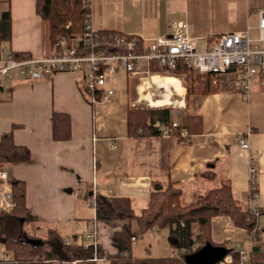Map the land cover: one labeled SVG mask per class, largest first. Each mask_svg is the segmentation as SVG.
I'll use <instances>...</instances> for the list:
<instances>
[{"label": "crops", "instance_id": "obj_1", "mask_svg": "<svg viewBox=\"0 0 264 264\" xmlns=\"http://www.w3.org/2000/svg\"><path fill=\"white\" fill-rule=\"evenodd\" d=\"M83 1L91 3L92 24L97 30L120 31L149 40L172 34L173 26L185 21L191 35L197 38L200 50L213 45L221 34L241 32L247 26L257 27L258 24L252 25L248 19L246 26H239L238 10L224 8L221 4H213L206 12L209 0ZM0 2L3 3L0 15L11 12L12 37L4 43L7 49L28 53L34 58L52 56L50 23L37 13L36 0ZM250 12L248 7V14ZM252 35L258 36L256 28L252 29ZM17 79L20 80L10 81L11 87L4 85L0 90V138L13 131L16 144L31 151L30 162L7 170L12 178L26 184L28 209L38 218V222L33 223L35 228L42 225L45 229L55 228L61 237L71 235L65 241L80 243L88 227L94 225L99 229L103 247L109 254H115L117 249L112 237L127 222L96 221V207L89 204L97 196L129 197L139 215L150 205L154 182L160 186L176 182L182 190V206L196 202L212 189L228 185L242 208L247 210L250 201L259 208L261 238L257 245L264 248V73L256 75L248 95L228 76L218 84L212 80L217 91L205 95L196 91L187 97L185 81L177 78L184 95L172 88L169 92L172 99L175 95L181 99L176 103L183 104L177 111L179 120L171 112L172 121L182 123L187 114L203 118L202 133L194 135L189 143L173 137H128V112L131 108H141L134 104L141 94L147 99L148 90L141 93L140 79L126 73L120 72L115 77V96L94 106L84 99L75 73H56L45 80ZM131 80H134L133 85ZM161 89L166 94L161 95ZM160 90L156 96H150L154 100H159L157 96L166 97L167 90ZM54 112L70 115V140L53 139L51 118ZM240 135L249 138L251 152L241 148ZM252 162L256 164L259 184V199L254 201L250 181ZM10 224L8 220V227ZM134 226L140 229L136 222L132 223V228ZM248 233L243 227L234 226L230 216L212 219L214 245L251 250L253 243ZM160 245L161 242L157 243ZM157 253L151 258L169 257L161 256L159 250ZM94 263L112 264L107 259Z\"/></svg>", "mask_w": 264, "mask_h": 264}, {"label": "trees", "instance_id": "obj_2", "mask_svg": "<svg viewBox=\"0 0 264 264\" xmlns=\"http://www.w3.org/2000/svg\"><path fill=\"white\" fill-rule=\"evenodd\" d=\"M36 11L50 23L51 42L55 47L60 38H73L83 34L86 30L87 20L91 9L83 0H36ZM11 12L6 11L0 18V47L12 37ZM110 34L116 31H101ZM15 60L28 59V53L10 54ZM160 70L156 66L152 71ZM172 74L177 76L186 75L187 79L198 86H187V97L196 91L205 95L217 91L212 86L211 75L198 77L187 66H180ZM194 83V84H195ZM3 87L0 86V90ZM172 109L167 108H131L128 112V137L148 138L163 137L160 131L161 125L172 126ZM52 136L55 141H68L72 137V121L67 113L54 112L51 118ZM186 130L187 135L182 136ZM203 131V118L200 115H186L183 122L170 137L179 142L189 143L194 135ZM32 159L28 147L16 144L13 131L4 133L0 138V171L7 170L16 164L28 163ZM9 171V170H8ZM10 172V171H9ZM11 174V173H10ZM14 200L16 205L11 213L0 215L1 220L0 244L4 246L9 259H0V264H95V252L93 247H84L83 243L65 241L55 228L48 227L47 237L30 235L25 232L26 224L38 222V218L32 215L28 209L26 200V184L24 181L12 178ZM259 187L258 182L256 183ZM255 193V190H251ZM182 190L176 182L170 181L167 186L153 183L150 205L136 214L132 199L129 197L97 196L96 220L97 221H124L122 229L112 237V243L117 253L109 254L101 245L97 251L99 259H107L112 264H188L187 256L192 255L199 249L214 245L212 241V219L218 216H230L234 226L243 227L253 236L251 260L264 264V248L259 247V225L256 216L249 210L244 209L233 198L232 189L228 185L210 190L205 196L190 205L182 206L180 198ZM6 222H5V221ZM9 227L14 230L19 228L21 235L12 237L8 233ZM4 222V224H3ZM136 222L142 231L149 229L169 230V239L175 251L172 256L161 258H133L132 251V223ZM228 252L239 259V252L235 248H229L222 244ZM178 251L179 255H174Z\"/></svg>", "mask_w": 264, "mask_h": 264}, {"label": "built area", "instance_id": "obj_3", "mask_svg": "<svg viewBox=\"0 0 264 264\" xmlns=\"http://www.w3.org/2000/svg\"><path fill=\"white\" fill-rule=\"evenodd\" d=\"M91 9V3L86 2ZM258 30V36L252 35V29ZM53 54L48 58H34L15 60L10 56L12 51L0 47V76L7 75L8 81H13L11 73H16L23 79L45 80L56 73H75L80 80V90L84 99L92 106L109 101L116 94L114 81L120 72L129 77L139 78L141 88L146 86L149 94L154 97L160 88L152 81L154 75L165 78H182L172 74L180 66H187L196 73L211 75L213 83L230 76L236 86L245 94L250 93L252 83L258 73H264V6L258 11L257 27L247 26L244 31L230 32L217 36L213 45L200 50L198 40L190 32V26L180 21L173 26V33L164 37L146 40L138 35H131L116 31L106 34L98 31L92 24V9L83 34L73 38H60ZM160 70L154 72L152 67ZM150 79V80H149ZM181 80V79H180ZM141 93H142V89ZM141 98L136 100L134 107H140ZM149 103V102H148ZM150 105V103H149ZM152 107V106H150ZM181 123L173 121L172 126L161 125L163 137H170ZM182 132V136L187 135ZM239 144L242 149L252 151L249 138L240 135ZM112 145H114L112 143ZM252 162L250 164V181L252 190L251 200L259 199L258 172ZM16 202L8 170L0 171V211L11 213ZM89 205L96 207L95 200ZM248 209L256 216H260L259 208L250 201ZM0 215V230H1ZM253 236L250 240L253 243ZM87 243L84 247H93L95 261L99 260L97 251L101 245L99 229L91 225L84 234ZM138 237L133 235V244ZM239 259L228 254L217 264H258L251 260V250L237 248ZM174 255H179L176 251ZM0 259L7 260V252L2 253Z\"/></svg>", "mask_w": 264, "mask_h": 264}, {"label": "rangeland", "instance_id": "obj_4", "mask_svg": "<svg viewBox=\"0 0 264 264\" xmlns=\"http://www.w3.org/2000/svg\"><path fill=\"white\" fill-rule=\"evenodd\" d=\"M213 4H215V6L221 4L224 8L227 7V8H231V10H238L239 16H240V20H239L238 24H239V26H242V25L246 26V24L248 22L247 21L248 19H249V22L252 25L257 24V22H258L257 10L260 9L264 5V0H209L207 5H206V12L210 11L211 8H213ZM2 5H3V3L0 2V8L3 7ZM4 6H5V8L7 7V2H5ZM248 7L250 8V11H251L249 14H248ZM1 17H2V15H0V18ZM207 20L208 21L211 20L208 15H207ZM4 43L1 44V48H6L7 49V47H6V45ZM193 74H195V76H197V78L204 76V75H202L200 73H196V72H193ZM11 75L14 77V81L15 82L20 80V79H17V78L23 79L22 77H19L16 73H11ZM182 79L185 81L184 84H185L186 87L189 86V85H191L192 87L198 86V84L195 83V82H194L195 84L192 83V82L190 84V81L187 79L186 75H183ZM133 81L134 80L130 81L131 85H133ZM197 82L200 84L199 78L197 79ZM11 83L12 82L7 80V75H1L0 76V86L6 85V86L11 87V85H12ZM168 84H169V86H168L169 89H167L166 97L157 96V99H159V100H154L150 96L149 91H148L147 92V96H146L148 98L145 99L146 102H142L140 107L141 108H148V107H150V105L153 106V107H160V108L170 107L172 109V111H173V114H175L174 115L175 119L179 120L180 119V114L177 111L181 110L179 108V105L180 104L182 105L183 103H180V104L176 103L177 100L179 102V100H181V99H179L178 95H175V97H173V99H172V96L170 95L169 91H170V88H172V89H175V91L179 95H184V89L181 86H178L177 84H175L172 81H169ZM160 93H161V95L166 94L163 89L160 90ZM0 94H2L1 91H0ZM148 102L150 103V105H149ZM167 102H168V104H167ZM182 110L184 112H186L187 108H184ZM187 115H190V114H187ZM257 221L259 223V219ZM35 227L36 226H34L33 224H26L25 225V232L27 234H30V235H35V234L39 235V234H41V236L47 237V231H46L45 235H43V234H44V231L47 230L48 227L46 229L43 228V225L41 227H38V228H35ZM95 227L97 228V226H95ZM135 227L138 228L137 226H134L133 229H132L133 230L132 233H133V235L138 236V241L132 245L131 254L133 256H138L140 258H142V257L151 258L152 256H157V254H158L157 251L158 250L160 251L159 254H161V256H170L171 254H173L172 253L173 252L172 244L170 242V239H168L169 233H170L168 229H163V230H161V229H159V230L149 229V230L143 232L142 229L138 228L139 230H137ZM11 228L8 227V233H9L10 236L17 237L18 235L22 234V231L19 228H15L14 230H12ZM246 231L248 232L247 229H246ZM69 237H71V235ZM69 237L62 235V238L64 240L69 239ZM262 237H264V234H263ZM159 242H161V245L157 246V243H159ZM80 243H83V244L87 243L86 240L84 239V237H82V239H80ZM132 243H133V241H132ZM230 244L232 246L235 245V243H230ZM101 246L103 247L102 241H101ZM4 250H5L4 246L2 244H0V258L2 257V252ZM44 264H46V263H44ZM59 264H63V263H59Z\"/></svg>", "mask_w": 264, "mask_h": 264}, {"label": "water", "instance_id": "obj_5", "mask_svg": "<svg viewBox=\"0 0 264 264\" xmlns=\"http://www.w3.org/2000/svg\"><path fill=\"white\" fill-rule=\"evenodd\" d=\"M228 255L224 246L209 245L187 256L188 264H217Z\"/></svg>", "mask_w": 264, "mask_h": 264}, {"label": "bare ground", "instance_id": "obj_6", "mask_svg": "<svg viewBox=\"0 0 264 264\" xmlns=\"http://www.w3.org/2000/svg\"><path fill=\"white\" fill-rule=\"evenodd\" d=\"M152 81H154L155 83H157L158 85H159V87H161V88H165L166 90L167 89H169L168 88V86H169V84H168V82L169 81H172V82H174L175 84H177L178 86H180V81L178 80V79H175V78H172V77H165V78H161V77H154L153 79H152ZM139 87V86H138ZM142 92H144V91H146V90H148L147 88H146V86H143L142 88ZM169 97V96H168ZM167 104H168V102H167Z\"/></svg>", "mask_w": 264, "mask_h": 264}]
</instances>
